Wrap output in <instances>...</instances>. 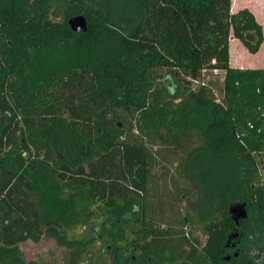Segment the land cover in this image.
I'll list each match as a JSON object with an SVG mask.
<instances>
[{
  "label": "trees",
  "instance_id": "1",
  "mask_svg": "<svg viewBox=\"0 0 264 264\" xmlns=\"http://www.w3.org/2000/svg\"><path fill=\"white\" fill-rule=\"evenodd\" d=\"M230 5L0 0V264H24L20 245L43 236L81 257L92 206L134 264H264V69L229 63L230 38L256 53L264 35Z\"/></svg>",
  "mask_w": 264,
  "mask_h": 264
},
{
  "label": "rangeland",
  "instance_id": "2",
  "mask_svg": "<svg viewBox=\"0 0 264 264\" xmlns=\"http://www.w3.org/2000/svg\"><path fill=\"white\" fill-rule=\"evenodd\" d=\"M237 42L238 43L233 42L231 44V53L234 61L236 60L242 65H247L248 63L254 64V61H259L260 58L254 57L252 54L248 53V50H246V48H244L242 44H240L239 40H237ZM262 53L264 55V50L262 51ZM244 69L257 68L251 67ZM213 75L219 82L222 80V72L213 73ZM196 85L197 83H194V87H196ZM217 86L219 89L217 88L218 90H216L215 95L216 97L220 98V83H217ZM167 169L168 173L173 172L174 175L176 174L173 167H170V169L169 167H167ZM158 170V168L155 169V171ZM259 170L260 175L264 180V164L260 165ZM183 185L184 183L182 182L181 186ZM184 204L185 201L179 204V215H181L180 219L182 218L184 212ZM89 208L90 209L87 210L86 213H90V216H87L90 219V223L87 225V228H85L84 224L82 226H78L76 228V233H79L78 235L84 236L90 232L88 229L92 228L94 239L92 242V247H90V249L80 250L81 257H78L77 259L74 258V252L76 251L75 248L65 246L53 237L43 236L38 243H34L28 240L20 245L24 264H134L136 260L135 255L131 256L124 253L120 246L116 245L112 240L107 238L106 235L102 237L97 234V220L100 219V215L99 212H97V207L92 206ZM181 228L185 231V233L189 234L190 238L191 231L193 236L197 237L200 245L204 244L205 235L201 233L200 229L195 228L192 223L184 224L183 226H181ZM127 230L128 236H132L137 229L130 225ZM236 242V238H229L227 245H236ZM133 257H135V259H133Z\"/></svg>",
  "mask_w": 264,
  "mask_h": 264
},
{
  "label": "crops",
  "instance_id": "3",
  "mask_svg": "<svg viewBox=\"0 0 264 264\" xmlns=\"http://www.w3.org/2000/svg\"><path fill=\"white\" fill-rule=\"evenodd\" d=\"M247 8L255 17L257 22L262 26L263 30V35H264V0H231V5H230V12L235 13L240 9ZM238 39L232 37L229 40V63L231 67L234 68H261L264 69V58H263V53L262 51L264 50V40L263 43L261 44L259 50L256 53H248L252 54L254 57L260 58L259 61H254V64L248 63L247 65H242L238 61H234L232 53H231V44L238 43ZM240 42V41H239ZM240 44H242L240 42ZM243 46V45H242ZM244 47V46H243ZM245 48V47H244ZM247 50V49H246ZM262 54V56H261Z\"/></svg>",
  "mask_w": 264,
  "mask_h": 264
},
{
  "label": "water",
  "instance_id": "4",
  "mask_svg": "<svg viewBox=\"0 0 264 264\" xmlns=\"http://www.w3.org/2000/svg\"><path fill=\"white\" fill-rule=\"evenodd\" d=\"M67 22L70 29L75 33L85 32L87 30V19L83 14L70 17ZM228 213L236 228H239L248 218V212L244 202L231 203L228 207ZM237 236L238 232L235 231L230 234L229 238H236ZM228 258L229 256H226V259Z\"/></svg>",
  "mask_w": 264,
  "mask_h": 264
},
{
  "label": "flooded vegetation",
  "instance_id": "5",
  "mask_svg": "<svg viewBox=\"0 0 264 264\" xmlns=\"http://www.w3.org/2000/svg\"><path fill=\"white\" fill-rule=\"evenodd\" d=\"M229 248H231V250H233V253L235 254L236 253V247L235 245L233 246H229ZM133 259H135V257H133ZM136 261V260H135ZM135 263V262H134Z\"/></svg>",
  "mask_w": 264,
  "mask_h": 264
}]
</instances>
